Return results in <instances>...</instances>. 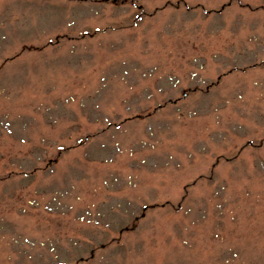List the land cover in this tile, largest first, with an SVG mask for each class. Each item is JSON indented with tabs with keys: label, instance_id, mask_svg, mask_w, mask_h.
<instances>
[{
	"label": "rangeland",
	"instance_id": "1",
	"mask_svg": "<svg viewBox=\"0 0 264 264\" xmlns=\"http://www.w3.org/2000/svg\"><path fill=\"white\" fill-rule=\"evenodd\" d=\"M91 250L264 264V0H0V264Z\"/></svg>",
	"mask_w": 264,
	"mask_h": 264
}]
</instances>
